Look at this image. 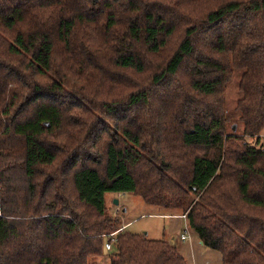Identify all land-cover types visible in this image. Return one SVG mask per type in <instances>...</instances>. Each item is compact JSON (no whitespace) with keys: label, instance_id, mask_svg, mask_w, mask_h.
<instances>
[{"label":"trees","instance_id":"1","mask_svg":"<svg viewBox=\"0 0 264 264\" xmlns=\"http://www.w3.org/2000/svg\"><path fill=\"white\" fill-rule=\"evenodd\" d=\"M263 133L264 0H0V264L104 256L107 193L264 264ZM126 228L110 264H188Z\"/></svg>","mask_w":264,"mask_h":264},{"label":"rangeland","instance_id":"2","mask_svg":"<svg viewBox=\"0 0 264 264\" xmlns=\"http://www.w3.org/2000/svg\"><path fill=\"white\" fill-rule=\"evenodd\" d=\"M226 97L228 108L232 110L235 107L237 99L239 97L238 77H235V79L228 85ZM231 122L232 120L230 121V123H228L230 130L233 129V123ZM240 131V128L237 127L236 132ZM262 138L264 140V133ZM249 140L253 141V139L250 138ZM115 199H118V204L115 203ZM106 204L109 208L110 213L121 216V228H123L126 223L131 221L130 225L128 226L129 230L138 233H146L148 231L150 233L148 235L149 238L161 239L164 236L163 233H167V228L165 226L167 218H164V216L147 215L148 213H152L154 211L163 213L165 212L164 209L160 206L146 203L139 195H136L134 193H120L117 195L107 193ZM126 209H128V211ZM143 214L146 215L143 216ZM206 249L212 250L207 247ZM110 252L111 251H106L104 256L97 259H91L90 264H110Z\"/></svg>","mask_w":264,"mask_h":264},{"label":"crops","instance_id":"3","mask_svg":"<svg viewBox=\"0 0 264 264\" xmlns=\"http://www.w3.org/2000/svg\"><path fill=\"white\" fill-rule=\"evenodd\" d=\"M125 194V193H123ZM129 208V207H128ZM128 211V209H126ZM125 211V210H124ZM146 214H143V216ZM148 216H164L167 218L165 226L167 233H163L168 241L178 246L181 254L185 257L188 264H223V256L220 251L208 250L197 233L190 230L188 239L182 240L181 235L188 227L187 218L182 215H167L164 212L154 211ZM131 221L126 223L130 225ZM127 226V228H128ZM147 235L150 233L147 231Z\"/></svg>","mask_w":264,"mask_h":264},{"label":"built area","instance_id":"4","mask_svg":"<svg viewBox=\"0 0 264 264\" xmlns=\"http://www.w3.org/2000/svg\"><path fill=\"white\" fill-rule=\"evenodd\" d=\"M186 218V215H182ZM128 225H124L123 228H119L113 232H109L108 234H105L106 242H105V248L107 251L112 250L113 244L116 241V235L118 232L122 231L124 228H126ZM188 233H189V227L185 229V231L181 235L182 240L188 239Z\"/></svg>","mask_w":264,"mask_h":264},{"label":"water","instance_id":"5","mask_svg":"<svg viewBox=\"0 0 264 264\" xmlns=\"http://www.w3.org/2000/svg\"><path fill=\"white\" fill-rule=\"evenodd\" d=\"M115 203L118 204V199H115ZM203 242V241H202Z\"/></svg>","mask_w":264,"mask_h":264}]
</instances>
